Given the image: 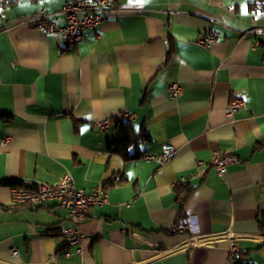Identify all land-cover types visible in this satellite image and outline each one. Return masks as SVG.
<instances>
[{
    "label": "crops",
    "instance_id": "obj_1",
    "mask_svg": "<svg viewBox=\"0 0 264 264\" xmlns=\"http://www.w3.org/2000/svg\"><path fill=\"white\" fill-rule=\"evenodd\" d=\"M65 2L0 0V140L11 138L0 142V264H233L238 254L264 264V0H110L100 26L67 48L30 21L44 10L63 24ZM211 29L214 40L198 44ZM232 96L244 102L234 121L224 114ZM122 110L147 131L140 155L169 142V162L111 152ZM104 116L115 123L99 132L90 120ZM213 152L236 158L223 176L207 167L178 181ZM66 173L108 198L88 209L81 253L70 256L59 237L67 212L54 201L14 204L1 183ZM178 218L187 233L169 232ZM227 231L234 239L178 248Z\"/></svg>",
    "mask_w": 264,
    "mask_h": 264
},
{
    "label": "built area",
    "instance_id": "obj_2",
    "mask_svg": "<svg viewBox=\"0 0 264 264\" xmlns=\"http://www.w3.org/2000/svg\"><path fill=\"white\" fill-rule=\"evenodd\" d=\"M111 4L110 0H66L63 8L58 12L63 16V24H59L57 19L44 10L35 14L31 19L32 26L40 32L55 33L60 36V45L63 47H74L84 36V30L96 29L105 19ZM251 32V31H250ZM216 32L209 30L201 34L198 44L208 46L212 42ZM264 37V36H263ZM264 47V38L262 41ZM264 49V48H263ZM262 64L264 65V53L262 54ZM182 86L177 81H173L167 86V94L170 99H177L182 94ZM225 109V115L230 121H234L235 113L244 105L241 98L232 96ZM121 119L133 121L135 114L127 110L121 111ZM112 116L93 118L92 127L99 131H108V128L115 123ZM2 145L11 142L10 137L0 140ZM176 154V148L169 142H162L161 150L157 154L142 153L139 159L153 161L158 165L169 162ZM236 158L228 152H213L208 161H197V168L186 177L178 180L180 183H187L190 179L201 177L205 174L207 167L216 170L219 176L226 173L227 165L234 162ZM74 180L69 173L64 174L55 183H44L36 180H25L21 186H11V201L14 204H44L54 201L64 211L67 212L69 226L60 230V240L62 242L64 256H70L71 252L67 248H74L75 254L81 253L82 231L81 227L87 218L88 209L91 206H101L108 203L106 190L102 185H98L90 192H85L74 185ZM181 202V201H180ZM189 231V223L185 218H178L169 232L172 234H184ZM235 236L227 232L211 235H190L186 237L178 248H188L202 243H215L220 239H234ZM12 256L18 255L17 248L12 247L9 251Z\"/></svg>",
    "mask_w": 264,
    "mask_h": 264
},
{
    "label": "trees",
    "instance_id": "obj_3",
    "mask_svg": "<svg viewBox=\"0 0 264 264\" xmlns=\"http://www.w3.org/2000/svg\"><path fill=\"white\" fill-rule=\"evenodd\" d=\"M142 127L137 131L133 130L132 123L126 120H120L117 124V131L114 141L111 145V152L116 153L124 159H138L140 151L138 149L139 143L147 142L149 136L147 131ZM9 186H21L23 184L20 180H5L1 182ZM264 222V220H262ZM233 264H251L243 260L242 255L238 254L234 257Z\"/></svg>",
    "mask_w": 264,
    "mask_h": 264
}]
</instances>
